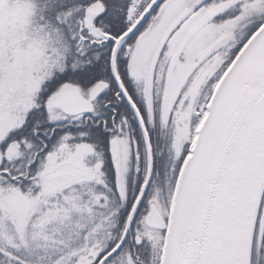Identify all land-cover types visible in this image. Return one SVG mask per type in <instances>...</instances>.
<instances>
[{
	"label": "snow or ice",
	"instance_id": "1",
	"mask_svg": "<svg viewBox=\"0 0 264 264\" xmlns=\"http://www.w3.org/2000/svg\"><path fill=\"white\" fill-rule=\"evenodd\" d=\"M0 264H264V0H0Z\"/></svg>",
	"mask_w": 264,
	"mask_h": 264
}]
</instances>
